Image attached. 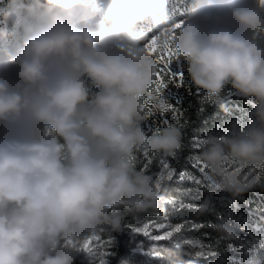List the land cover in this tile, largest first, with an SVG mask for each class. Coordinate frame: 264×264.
Returning a JSON list of instances; mask_svg holds the SVG:
<instances>
[{"label": "clouds", "instance_id": "obj_1", "mask_svg": "<svg viewBox=\"0 0 264 264\" xmlns=\"http://www.w3.org/2000/svg\"><path fill=\"white\" fill-rule=\"evenodd\" d=\"M167 9L168 0H10V24L25 11L38 23L0 48V264H75L85 240L120 231L125 215L164 213L162 187L135 162L182 146L179 127L143 126L158 68L145 45L174 25V65L198 91L218 99L230 86L253 100L249 125L207 138L199 161L233 197L264 174V4L195 0L171 24ZM149 22L161 25L150 37ZM12 35L0 30V43ZM215 229L235 236L227 222Z\"/></svg>", "mask_w": 264, "mask_h": 264}, {"label": "trees", "instance_id": "obj_2", "mask_svg": "<svg viewBox=\"0 0 264 264\" xmlns=\"http://www.w3.org/2000/svg\"><path fill=\"white\" fill-rule=\"evenodd\" d=\"M35 1L22 0V3L33 5ZM192 4V0H168L171 21L183 19L185 8L190 10ZM9 5L10 0H0L3 19ZM25 14L34 16L26 11ZM186 83L180 116L173 119L170 115V124L162 123V128L176 126L181 129V148L172 157L152 155V163L146 169L143 155L135 162L138 171L143 170L154 180L163 163L175 169L176 176L162 187L165 211L161 215L151 211L125 215L120 231H106L114 251L108 264H242L248 260L252 248L260 247L264 241V236L253 227L254 220L258 219L256 211L252 212L254 208H264V186L248 188L240 196L233 197L215 186L200 166L195 165L207 138L231 136L245 127L254 111L253 104L238 94H229L227 87L218 99L209 101L208 96L191 83L187 73ZM205 202L209 203V209L201 212L200 206ZM221 222L234 226V238L225 239L216 231L215 225ZM147 224L179 226V231L167 240L154 242L135 230ZM154 231L156 233L157 229ZM178 250L181 254L177 257ZM169 255L173 256L171 262L164 258ZM75 264L89 263L76 259Z\"/></svg>", "mask_w": 264, "mask_h": 264}, {"label": "snow or ice", "instance_id": "obj_3", "mask_svg": "<svg viewBox=\"0 0 264 264\" xmlns=\"http://www.w3.org/2000/svg\"><path fill=\"white\" fill-rule=\"evenodd\" d=\"M261 3L264 4V0H261ZM180 25H174L173 28L168 29L164 34L160 36L153 37L146 45H145V51L148 52L151 56L155 58V62L160 67V70H157L155 75L156 80L159 82V87L167 88L168 82L165 79L164 72L167 70L168 76L171 78H178V80L174 79V83L176 86H183V80L184 75L182 71H174L171 67L173 63L178 62L179 59V53L176 51L172 41L174 40L175 35V29L179 28ZM152 94L154 96L159 97L160 92L158 91V85L155 83L152 88ZM208 100L211 101L212 97L208 96ZM167 108L171 109L173 112V119H177L178 116L176 115L177 110L172 104H167ZM163 123L165 125L168 124L167 118H163ZM152 155L147 150H145L143 156L145 158V164L144 168L146 169L151 163H152ZM195 165L200 166L201 170H203L205 167L201 164L198 157L195 159ZM175 175V170L172 169L167 163H163L161 171L159 175L156 178V187L159 189L162 184H164L166 181L172 179V177ZM182 176L184 174H181ZM169 203H172L169 201ZM155 227V229H164L167 226L164 224H147L143 227L135 229L138 232H142L144 235H148L151 231L152 227ZM175 231H179V226H177L175 229H172L170 231H164L163 234L157 236V239L160 240H167L169 239ZM100 237H91L88 240H85L81 245L82 250H88L90 246H92L93 241H99Z\"/></svg>", "mask_w": 264, "mask_h": 264}, {"label": "rangeland", "instance_id": "obj_4", "mask_svg": "<svg viewBox=\"0 0 264 264\" xmlns=\"http://www.w3.org/2000/svg\"><path fill=\"white\" fill-rule=\"evenodd\" d=\"M34 4H36V1H35ZM7 10H8V8L6 9V11ZM0 11L3 12V10L1 8H0ZM36 23H38V19H37L36 15L28 18L26 16L25 12H22L20 14V17L16 21V25L10 24L8 22V20L6 19V17H5V19H3V17L0 15V30H3L5 28H9L13 32V35L9 37L8 41L6 42V44L5 43H0V48H3V47L14 48L22 40V38L24 37L25 29L28 26L34 25ZM0 57H4L2 51H0ZM172 65H174V63ZM160 67L161 66H158L157 70H160ZM171 67L173 68L174 71L176 69H178L176 71L184 72L183 75L186 78V72H185V70L183 69L182 66L174 65V66H171ZM164 76H165V79L167 78L166 80L169 83H168V87L167 88H162V87L158 88V91L160 92V96H159L160 98L157 97V101H161L160 103H163V101L165 99H167L164 96L165 92L172 91L173 88H172L171 85L174 83L173 82L174 79L178 80V78H171L170 76H168L167 70H165ZM158 86H159V82H158ZM226 87L228 89V92H230L232 94L235 93V91L232 90L230 88V86H226ZM161 92H162V94H161ZM202 171L205 172V175L207 177L211 178V181H215V180H213L212 176L209 174V171L206 168H204ZM253 175L256 177V179H255V182L253 183V185L250 188H254L256 186H260V185H262L264 183L263 182L264 181V174L253 173ZM215 183H216V181H215ZM255 184H256V186H255ZM166 226L167 227L164 228V229H161V230L157 229L156 233L154 231L155 230L154 226L152 227V229H151V231L149 232L148 235H144L142 232H138V233H141L142 235H144L146 237H149L151 240L156 242V241L160 240V239H157L156 237L161 235V234H163L164 231H170V230L176 228V227H171L169 225H166ZM99 237H100L99 241H93L92 246H90L88 250H86V251L85 250H81L78 253L77 259L82 260V261H87L89 264H108L109 261L111 260L112 256H113V254H114L113 243H112L111 238L107 237L105 232L100 233ZM261 249H264V248H261ZM252 250L253 251L249 254L250 256H249V259L247 260V263L248 264H264V263H262L264 254L259 252V248H252Z\"/></svg>", "mask_w": 264, "mask_h": 264}, {"label": "bare ground", "instance_id": "obj_5", "mask_svg": "<svg viewBox=\"0 0 264 264\" xmlns=\"http://www.w3.org/2000/svg\"><path fill=\"white\" fill-rule=\"evenodd\" d=\"M192 2L193 3H195V1H193L192 0ZM178 6V5H177ZM192 6H193V4H192ZM185 8V7H184ZM188 8L189 7H187V8H185L186 9V13H183V19L181 18V19H176L174 22H179V21H182V20H184L185 19V17L188 15L187 14V12H189L190 10H188ZM172 12H174V10H172ZM186 15V16H185ZM28 18H29V16L28 15H26ZM20 17V16H19ZM30 17H32V16H30ZM168 18H169V23L171 24V23H173L171 20H172V13H171V11H169V13H168ZM14 25H16V23L14 24ZM142 27H143V29H144V31L147 33V35L150 37V36H152V35H154V34H156L159 30H160V28H161V25L160 24H158V23H151V22H149V23H147V24H145V25H142ZM4 60H5V57H0V66H2L3 65V63H4ZM178 65V64H177ZM173 66V65H172ZM180 66V65H179ZM181 69V68H180ZM176 70H178V69H176ZM175 70V71H176ZM184 73V72H183ZM169 78V77H168ZM167 79V78H166ZM177 80V79H176ZM156 83H157V85H158V80H156ZM169 83V82H168ZM172 91H167V92H165V97L167 98V99H165L164 101H163V103H165V104H172L174 107H175V109L177 110V112H176V115L178 116L179 115V112H180V110H181V106L183 105V98H184V93H185V91H187V83H186V78H185V76H184V80H183V86H176L175 85V83H173L172 85ZM158 88H159V86H158ZM166 90V89H165ZM164 90V91H165ZM161 94H162V92H161ZM229 94H232V93H230L229 92ZM234 94H236V93H233V95ZM187 95V94H186ZM156 98V99H155ZM160 98V97H159ZM248 100H249V102L250 103H252L253 104V100L251 99V98H247ZM160 102L161 101H157V96H154V95H152V98L150 99V100H148L147 102H146V104H145V108H146V110H147V121L144 123V127H145V130L146 131H150V130H152V129H155V128H162V123H163V118H167V120H168V124H170V115H174L173 114V112H172V110L171 109H169V108H167L166 110H161L160 108H159V104H160ZM248 102V103H249ZM251 104V105H252ZM149 111V112H148ZM180 116V115H179ZM250 119L248 120V123L245 125V127H247L248 125H249V123L251 122V120H252V116L251 117H249ZM152 123H150V122ZM167 124V125H168ZM164 125V124H163ZM242 128H244V127H242ZM241 128V129H242ZM235 133V132H234ZM172 168V167H171ZM172 169H174V168H172ZM175 170V169H174ZM180 175V174H179ZM176 176V171H175V175L172 177V178H174ZM178 176V175H177ZM179 178V177H178ZM182 178V177H181ZM264 182V181H263ZM213 184H215V186H217V187H219L218 186V184H216L215 183V181L213 182ZM255 186H256V184H255ZM260 186H264V183L262 184V185H260ZM161 187H163V184L161 185ZM248 209H251L252 210V208L251 207H249L248 206ZM254 211H256V217H257V221L255 222V220H254V222H253V227H254V229H256L260 234H261V236H264V208H262V209H256V208H254L253 209V211L252 212H254ZM175 233V232H174ZM259 248V252H261V253H263L264 254V249H261V248H264V241H263V243L260 245V247H258ZM253 251V250H252ZM258 253V252H257ZM249 254V253H248ZM250 256V255H249ZM249 256H248V259H249ZM253 259V258H252ZM244 263H246V264H248L247 263V260H246V262H244ZM244 263H242V264H244ZM262 263H264V256H263V262Z\"/></svg>", "mask_w": 264, "mask_h": 264}]
</instances>
